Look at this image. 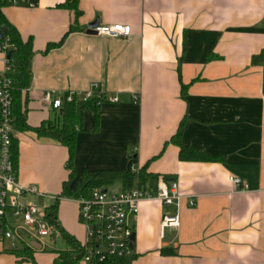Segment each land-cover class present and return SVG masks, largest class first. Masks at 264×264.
<instances>
[{
	"label": "crops",
	"instance_id": "obj_1",
	"mask_svg": "<svg viewBox=\"0 0 264 264\" xmlns=\"http://www.w3.org/2000/svg\"><path fill=\"white\" fill-rule=\"evenodd\" d=\"M34 2L35 8H2L34 50L32 82L20 92L26 122L33 128L60 122L44 101L47 93H85L98 84L106 99L99 121L85 113L71 188L85 170L145 169L156 176L145 184L153 191L161 180L179 183V208L141 202L133 255L117 264H264V61L252 63L264 52V0H79L77 24L74 12L58 7L65 0ZM96 22L130 26L132 35H90ZM114 97L118 103L109 101ZM178 134L184 147L217 160L182 161L172 142ZM14 139L18 180L60 195L69 179L68 149L30 131H15ZM177 212L180 226L163 227V217ZM58 222L85 242L75 200L59 201ZM63 242L47 250L57 242L26 244L37 264H53L58 252L73 249ZM13 249L10 241L0 243V264H32Z\"/></svg>",
	"mask_w": 264,
	"mask_h": 264
},
{
	"label": "built area",
	"instance_id": "obj_2",
	"mask_svg": "<svg viewBox=\"0 0 264 264\" xmlns=\"http://www.w3.org/2000/svg\"><path fill=\"white\" fill-rule=\"evenodd\" d=\"M6 7L35 8L34 0H0ZM97 35L113 39H127L132 28L121 24L102 26L92 29ZM9 35L0 39V58L4 67L0 68V243L10 241L14 249L17 243L36 240L43 245L56 241L62 235L57 224L48 217V208L57 200L63 199L39 190L36 185H28L18 180V171L14 166L12 144L15 134V116L12 92L13 79L9 76L14 66L11 53L18 50ZM9 56V57H8ZM26 89V88H25ZM75 96L88 102L95 97L102 105L104 94L98 84L85 93L68 92L64 95L47 93L45 103L54 110H61L64 102H72ZM118 103V97L109 99ZM139 173V169L133 168ZM229 180L240 188H245L240 178L229 176ZM182 194L179 183L161 180L155 191L146 186L123 188L111 191L109 187L93 188L88 195L71 198L78 203L79 216L86 228V240L82 244V260L88 264H108L111 258L121 259L133 255L131 237L135 232L133 221L138 217L140 204L144 200H161L165 204H175L178 208ZM190 204L195 205L191 200ZM163 227H179L180 214H166Z\"/></svg>",
	"mask_w": 264,
	"mask_h": 264
},
{
	"label": "trees",
	"instance_id": "obj_3",
	"mask_svg": "<svg viewBox=\"0 0 264 264\" xmlns=\"http://www.w3.org/2000/svg\"><path fill=\"white\" fill-rule=\"evenodd\" d=\"M6 6L0 1V25L7 28V34L10 35L12 41L17 45L18 50L11 53V60L13 62V70L9 73L12 77V92L14 94L13 107L15 116V131L24 132L30 131L40 138H48L59 145L68 149L69 160L67 162V169L69 170V179L63 185V191L59 197L63 198H77L86 196L93 188L107 186L116 182H121L123 188L135 186V179L139 178V185L145 186L148 179L155 175L149 174L145 169H141L139 173L131 170H99V171H83L81 181L71 188V183L75 176L74 159L76 153V140L77 134L83 128V121L85 113L93 111L96 114L97 121H99V113L101 105H99L100 99L98 97L93 98L88 102H84L80 97L75 96L74 100L70 103L64 102L63 107L59 110L60 122L59 123H46L40 127L33 128L26 122L27 110L21 108L22 93L21 90L27 88L32 82L31 75V57L34 54V50L31 46L30 40L22 42L18 31L14 28L11 23L4 17L2 8ZM59 8L68 9L74 12L76 18V24L78 19L81 17L82 12L79 9V0H65L64 3L58 5ZM73 26L69 33L75 31ZM64 41L59 44H52L48 46L47 52L62 46ZM264 61V52L257 56H253L252 63ZM183 96L186 97L187 87L183 86ZM103 102L106 100L105 95L102 99ZM180 134L176 135L172 142L178 144L180 147V159L182 161H216L217 159L206 156L200 152L192 149H188L181 144ZM18 140L15 139L12 144L13 162L14 166L17 167L18 159ZM156 177V176H155ZM59 201L57 200L48 208V217L57 224L60 229L62 236L73 246L71 250H65L58 252V257L55 259L53 264H78L84 255V249L82 244L74 239L71 235L65 232L58 222V207ZM17 258L25 261H30L32 264H37L34 257V249L29 246L23 245L16 249L10 250ZM162 253L165 255L170 254V249H163ZM108 264H117V259L111 258Z\"/></svg>",
	"mask_w": 264,
	"mask_h": 264
},
{
	"label": "rangeland",
	"instance_id": "obj_4",
	"mask_svg": "<svg viewBox=\"0 0 264 264\" xmlns=\"http://www.w3.org/2000/svg\"><path fill=\"white\" fill-rule=\"evenodd\" d=\"M138 185H139V178L137 177V178L135 179V186H138ZM147 186H148V185H147ZM106 187H109L111 191H115V192H117V191H121V190L123 189V185H122L121 182H116V183H114V184L107 185ZM56 196H59V195H56ZM60 238H62V239H59V237H58V238L56 239V242H57V243H51L50 246L48 245V247L45 248L44 250H47V249H49L50 247H52V248H59L60 245L64 243V242H63V236L60 237ZM64 239H65V238H64ZM66 241H67V240H66ZM67 242H68V241H67ZM68 243H69V242H68ZM69 244H70V243H69ZM70 245H71V244H70ZM118 264H121V262L118 263Z\"/></svg>",
	"mask_w": 264,
	"mask_h": 264
},
{
	"label": "water",
	"instance_id": "obj_5",
	"mask_svg": "<svg viewBox=\"0 0 264 264\" xmlns=\"http://www.w3.org/2000/svg\"><path fill=\"white\" fill-rule=\"evenodd\" d=\"M96 26H98V23H94L90 26L88 33L90 35H97L94 31H92L93 28H95ZM7 28L3 25H0V39H2L4 37L5 34H7ZM9 57V56H8ZM135 242H136V233L134 232L132 237H131V247L134 249L135 247Z\"/></svg>",
	"mask_w": 264,
	"mask_h": 264
}]
</instances>
